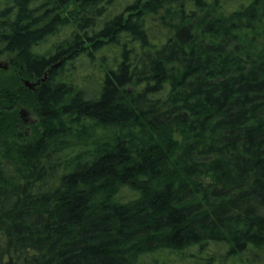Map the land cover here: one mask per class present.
Instances as JSON below:
<instances>
[{"label": "trees", "instance_id": "1", "mask_svg": "<svg viewBox=\"0 0 264 264\" xmlns=\"http://www.w3.org/2000/svg\"><path fill=\"white\" fill-rule=\"evenodd\" d=\"M0 59V264H264V0H0Z\"/></svg>", "mask_w": 264, "mask_h": 264}, {"label": "rangeland", "instance_id": "2", "mask_svg": "<svg viewBox=\"0 0 264 264\" xmlns=\"http://www.w3.org/2000/svg\"><path fill=\"white\" fill-rule=\"evenodd\" d=\"M0 66H3V67H9V61L8 60H6V59H0ZM36 117H35V115H32V114H30V113H28V119L29 120H34Z\"/></svg>", "mask_w": 264, "mask_h": 264}, {"label": "water", "instance_id": "3", "mask_svg": "<svg viewBox=\"0 0 264 264\" xmlns=\"http://www.w3.org/2000/svg\"><path fill=\"white\" fill-rule=\"evenodd\" d=\"M25 84H26L28 87H30V88H35V85H36L35 83L30 82L29 80H26Z\"/></svg>", "mask_w": 264, "mask_h": 264}]
</instances>
